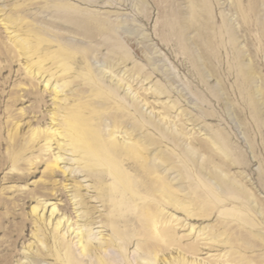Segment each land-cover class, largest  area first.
<instances>
[{
	"label": "rangeland",
	"instance_id": "374dc122",
	"mask_svg": "<svg viewBox=\"0 0 264 264\" xmlns=\"http://www.w3.org/2000/svg\"><path fill=\"white\" fill-rule=\"evenodd\" d=\"M0 18L42 40L36 58L47 61L33 77L35 55L18 52L0 24V264H95L111 222L124 240L101 256L114 264H146L152 248L159 264L191 260V246L198 262L264 264V0H0ZM58 57L69 64L64 76ZM70 110L104 140L116 129L119 140L126 131L147 143L149 163L184 207L127 160L138 196L128 192L121 209L105 173L32 140L35 129H61ZM58 152L64 174L49 167ZM151 211L163 212L166 243L149 239Z\"/></svg>",
	"mask_w": 264,
	"mask_h": 264
},
{
	"label": "bare ground",
	"instance_id": "6f19581e",
	"mask_svg": "<svg viewBox=\"0 0 264 264\" xmlns=\"http://www.w3.org/2000/svg\"><path fill=\"white\" fill-rule=\"evenodd\" d=\"M16 22L17 21L14 20L13 18H4V19L0 18V24L4 28L5 32L8 33L14 48L18 52H20V53L22 52L23 56L25 55L28 57V56L35 55V58H36V55L38 53H40V51H41V46H42L41 43L43 41L39 39V42L35 43V45H34L33 41L31 40V38H32L31 34H28L27 32L23 33L21 28H17L18 25ZM39 56H38V58H36L37 60L35 62L29 63V62H31V61H29L28 62L29 66L26 69L28 70V72L33 77L37 76V77H40V79H41L43 69H45L44 64L47 61L45 60L46 59L45 57H43V56L39 57ZM58 58L60 59V61H59V59H57V60L60 63L59 62H58V64L54 63V66L58 67V69H60L62 72L61 75L63 74V76H64L68 72H70L69 64H67L66 58H64V57L63 58L58 57ZM30 74H28V75H30ZM48 74L50 75V73H48ZM51 79H52V77H51ZM61 83H62L63 87H66L68 85V82H66L65 80H62ZM48 87H50V80H48L46 82V85H45V88H48ZM60 91H61L60 86L58 87L57 85H55L53 87V93L55 96V100H57V99L59 100L58 95L60 94ZM66 101H69V100H66ZM81 111L82 110H70L68 112H63V114L64 113L65 114H64V116H62L60 118L61 121H59L61 129L59 128V129L54 130L53 128H50V129L46 130L44 133L42 132V134L38 130L35 129L32 132V140H35L37 138H39V139L43 138L44 140H42V141H44L46 143L44 145L46 147V148L44 147V150L47 149L49 151L51 149V143H54L55 146H57V149L59 152H65V151L70 152L75 157L74 158L75 162L85 163V164H83V165H85L84 168L88 169L89 172L95 173V171L98 170L97 171L98 173H100V172L105 173L106 178L110 179V181H111V184L109 186L111 194L117 195L116 198H113L115 200L114 204L118 205V207L121 209H122V207H126V195L128 194V192L133 193L134 196L137 195V192H136L135 187H134L135 185H132V184H134V181L131 180V178H130L131 176L128 175L127 171H125L123 169V167L125 165L124 162L127 160L132 161V163H133L132 166H130L129 163L126 164L128 168H131L132 170H134V169H136V167H135L136 165H137V167H139L138 166V164H139L140 167L142 169H144V173L147 175V177H149L151 181L154 180L157 182L155 184L156 187L154 188V190L156 191V194H159L163 200H165L169 204L184 207L183 204H181L179 201H177V198H175L173 196L172 189L170 188L169 183L165 182L163 177H161L155 171V166H153L154 164L151 165L150 164L151 162L149 163L150 156L148 155V149L145 147L147 143L146 144L142 143L140 140L133 137L132 133L127 134L126 131L120 133L121 135H123V138H122V140H119L118 138L115 137L117 135L116 134L117 132L115 131L116 129L115 130L111 129L109 131H105V134H106L105 137L107 139L104 140V138L102 137L101 131L98 128H96V129L92 128V125L90 126V123H87L83 119L84 117L82 116ZM56 119H59V117L57 118L55 116V119L53 121L57 122ZM51 126H53V125H51ZM102 133H104V132H102ZM50 152H51V150H50ZM59 152H58V154L54 153L56 155L53 156L49 167H50V169L58 170L60 172L61 167L59 168V165L61 162H64V159H63L62 155L59 154ZM126 157H127V159H125ZM156 158H157V156H156ZM160 162H161V160H160ZM64 173H65V171L62 172V174H64ZM86 176H87V174H86ZM87 177H90V176H87ZM97 177H98V175H97ZM99 183H102V182L99 181ZM65 188H67V187H65ZM77 188H78V186H77ZM141 199H143V198H141ZM143 200H145V199H143ZM131 202H133V201H131ZM145 203H147V202H145ZM111 205H112V203H111ZM155 210H157V209H155ZM33 211L37 212V208H34ZM55 211H56V207L53 206L50 214L54 215ZM42 212H44V211H42ZM162 213H163L162 211H155V212L151 211L147 214L146 218H144L145 220L143 222H145V224H146V228H147L146 230L149 231V233H150L149 239H151V240L159 239V241H161V242H165V240H166V234L164 235V234H162V232H159V230H158L159 229L158 226H159V224H161ZM108 225L112 229V232H113V235H112L113 237L111 238V240H109V242L113 243L114 240L116 242H122L124 239H121L120 233L117 231V228H115L114 224L111 222ZM58 226H59V223H57V227ZM88 237H89V235H88ZM109 242L107 240H103L102 246H100V248H99V251H100L99 255L100 256L98 255V257L95 258L96 259L95 264H114L111 261L108 262L109 259L105 260L104 257L101 256L102 254L103 255L106 254V251H107L106 247L109 245ZM76 245L78 247L80 257L85 258V257L90 256L87 253L86 246L83 245L81 238H78ZM121 248H123V246H121ZM64 249H65V257L67 258L68 261H70L71 257H70L69 249L68 248H64ZM187 249H188L187 250L188 254L191 256L190 257L191 260H188V258L186 257V254L183 253L179 258L175 259L172 262V264H214V263H209V262H205V261H203V262L199 261L198 262L197 260H195L193 257H196L197 253L199 252L197 247L191 246V247H188ZM139 250L140 249H138L136 247V250H134L133 254L135 255ZM233 251L236 253V255L240 256L239 252H237L236 250H233ZM159 253H162V251H161V249H157V248L144 250L143 254L145 256L144 260L147 261L146 264H159V262H160ZM149 257H151V260L149 259ZM92 260L93 259H91V261ZM143 262L144 261L141 262V261H137L136 259L134 260L135 264H145ZM227 262H229V264H241V263H239L240 261H235V262L231 263L230 261L227 260ZM76 264H77V262H76ZM163 264H168V263L164 260Z\"/></svg>",
	"mask_w": 264,
	"mask_h": 264
}]
</instances>
